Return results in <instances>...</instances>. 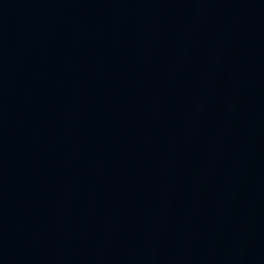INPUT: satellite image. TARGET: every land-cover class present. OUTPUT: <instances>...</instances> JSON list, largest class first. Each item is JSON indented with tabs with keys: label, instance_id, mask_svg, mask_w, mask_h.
Wrapping results in <instances>:
<instances>
[{
	"label": "water",
	"instance_id": "water-1",
	"mask_svg": "<svg viewBox=\"0 0 264 264\" xmlns=\"http://www.w3.org/2000/svg\"><path fill=\"white\" fill-rule=\"evenodd\" d=\"M0 264H264V0H0Z\"/></svg>",
	"mask_w": 264,
	"mask_h": 264
}]
</instances>
